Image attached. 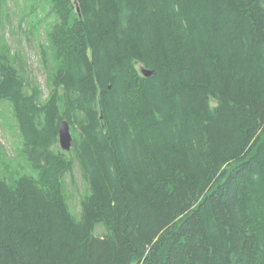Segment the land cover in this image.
<instances>
[{"label": "trees", "instance_id": "1", "mask_svg": "<svg viewBox=\"0 0 264 264\" xmlns=\"http://www.w3.org/2000/svg\"><path fill=\"white\" fill-rule=\"evenodd\" d=\"M49 3L45 103L0 54L34 171L0 177V264H264V0Z\"/></svg>", "mask_w": 264, "mask_h": 264}, {"label": "rangeland", "instance_id": "2", "mask_svg": "<svg viewBox=\"0 0 264 264\" xmlns=\"http://www.w3.org/2000/svg\"><path fill=\"white\" fill-rule=\"evenodd\" d=\"M49 0H8L0 12V54L5 55L17 71L36 86L41 102L50 95L51 78L58 62L48 39L51 22ZM24 174H34L22 150L18 120L12 105L0 101V177L13 183ZM65 195L71 212L78 219L81 201L88 191L80 168L75 162L73 172L65 177ZM101 225L94 234L103 235Z\"/></svg>", "mask_w": 264, "mask_h": 264}, {"label": "water", "instance_id": "3", "mask_svg": "<svg viewBox=\"0 0 264 264\" xmlns=\"http://www.w3.org/2000/svg\"><path fill=\"white\" fill-rule=\"evenodd\" d=\"M140 72L143 76L148 77L151 75L152 71L141 67ZM59 145L65 150L69 151L71 148L72 136L70 132V126L66 120H63L59 125V135H58Z\"/></svg>", "mask_w": 264, "mask_h": 264}]
</instances>
